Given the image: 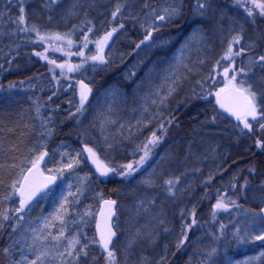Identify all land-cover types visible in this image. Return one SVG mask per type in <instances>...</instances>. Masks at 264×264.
<instances>
[{
    "label": "rangeland",
    "instance_id": "obj_1",
    "mask_svg": "<svg viewBox=\"0 0 264 264\" xmlns=\"http://www.w3.org/2000/svg\"><path fill=\"white\" fill-rule=\"evenodd\" d=\"M139 1L57 0V3L46 7L48 0H27L23 7L27 23L22 26L42 28L40 34L46 39H52V34H67L71 45L67 40L52 39V42L69 49L77 41V36L89 37L94 30V33H102L117 7L126 16L133 15ZM13 3L16 2L4 0L3 6ZM12 12L14 14L8 18L5 17V11L2 13L4 15H0V40L4 43L15 40L18 35L21 39L28 37L17 29L21 26L17 24L21 12L17 13L16 7ZM198 17L180 41L144 50L145 61L139 69L120 81L94 91L85 104L77 133L70 139L60 141L55 147L50 146L48 142L53 132L46 125L39 135H35L33 152L27 162L46 152L48 155L44 158L43 170L59 176L60 183L48 195L23 210V222L5 247L8 249L5 253L7 264H16L17 261L23 264L25 256L32 260L36 250L41 248L50 253L45 264H77L78 261L66 253L63 260L57 253L67 247L64 237L72 238L76 233H81L82 243L94 241L88 229L91 223L95 225L100 203L95 206L94 201L90 200L85 206L80 205L87 183L94 174L84 170L77 179L69 175L70 171L79 170L88 162L85 147L93 148L110 167L124 164L140 152L137 148L143 146L152 132L159 131L161 123L166 127L167 120L175 115V107L180 100L191 96L201 79L220 72L223 74L224 68L236 67L235 62L222 57L230 43L233 52L237 51L236 44L241 41L232 43V40L246 31L248 17L221 0H209L204 13L198 14ZM12 24L18 27L8 33L7 28ZM110 46L112 51L115 46ZM231 72L227 78L219 77L218 91L228 85L233 75ZM261 77H264V73L242 79L253 83L255 87ZM173 81L178 86L175 92L168 95L169 87L175 86ZM236 83L239 84L238 81ZM10 93L13 98L17 96L14 90ZM215 93L211 100L191 114L195 121L193 119L190 128L170 139L149 165L118 188L115 227L121 237L112 248L119 260L118 264H160L169 258L175 246L181 242L188 220L194 218L195 207L202 197L203 175H209L222 166L226 151L239 137L238 129L243 126L241 121H233L223 114L216 103ZM165 96L167 100L161 104L160 100ZM257 104L258 111H264V99H258ZM214 116L215 121L212 120ZM64 153L68 156H64ZM69 157L81 163L72 169L64 168L69 163ZM57 169H63V174L60 175ZM21 178L22 175L18 181ZM167 180L174 181L171 192L168 190L170 186L165 183ZM78 189L82 195L77 192ZM69 193H77L78 202L71 203L77 197ZM246 193L252 201L264 206L263 187L252 186ZM62 194L68 196L70 202L63 225L53 218L63 203ZM0 199L9 204L13 197L10 200L4 197ZM7 205L0 204V222L10 210ZM222 214L220 220L224 226L223 229L218 226V230L223 232V236L215 238L214 234L218 232L215 227L211 231L197 228L192 238L193 244L199 246L200 241L208 250L215 248L217 255L220 253L218 258L213 254L211 264H264V247L260 246V241L240 238L246 233L261 234L260 230H264L262 213L251 209ZM227 215L230 218L225 221ZM206 222H210V219ZM61 227L64 237L57 241L53 238L59 234ZM44 236L48 239L37 238ZM230 237L236 239L240 249L231 247L227 240ZM34 238H37L35 244Z\"/></svg>",
    "mask_w": 264,
    "mask_h": 264
},
{
    "label": "trees",
    "instance_id": "obj_2",
    "mask_svg": "<svg viewBox=\"0 0 264 264\" xmlns=\"http://www.w3.org/2000/svg\"><path fill=\"white\" fill-rule=\"evenodd\" d=\"M3 1L0 0V15L5 11L6 18L14 14L13 8L16 7L18 13L20 8H25L27 3V0L23 4L20 0H14L16 3L4 7ZM221 1L231 8L241 10L248 17L246 31L241 34V42L236 44V52H240V55L232 59L236 64V73L243 67L247 75L237 74V81L239 82L243 77L249 78L252 75L257 76L264 73V68L256 63L260 56H264V15L260 14L259 9L253 7L251 0ZM256 3H264V0H256ZM169 6L170 0H140L133 15L126 16L123 11L117 12L115 17L110 18L102 33H94V30L89 37L87 35L77 36V41L69 49L59 45L58 42H52L50 38L41 41L35 32L20 30V27L29 28L27 26L21 25L19 28L16 24H12L9 28L6 26L8 33L17 28L19 33H26L28 37L21 39L18 35L15 40L8 43L0 40V99L4 97L0 100V197L9 195L12 191V183L18 181L20 175H23L30 166L27 159L33 152L35 135H39L45 125L53 132V137L48 142L52 147L62 140L70 139L77 133L76 130L85 109L84 106L82 112H77L80 98L79 88L82 82L88 83L94 91H97L106 84L120 81L126 75L139 69L145 61L144 50L180 41L198 17L196 0H183V15L170 24L165 23L158 31H153L151 40L140 44V41L145 38L146 30L153 25L155 18L153 10L156 14L162 15L163 9ZM249 11L252 12L251 16L248 14ZM113 28L117 31L104 45L103 52L99 53L93 42L101 39ZM41 29L38 27L39 33ZM85 37L89 39L86 47ZM111 44L115 46L112 51L110 50ZM138 44L140 47H137ZM36 53H43V55L37 56ZM98 54L104 56L106 63L102 64L100 61L90 59ZM44 56H47V59ZM53 60L57 65L63 64L66 67L63 69L56 67L51 63ZM27 61L29 64L26 65ZM250 64L251 71H249ZM67 66L79 67L74 71H68ZM221 73L198 80L199 83L192 95L180 100L179 105L175 107L173 116L175 119L171 124L167 120L166 133L162 134L161 131L156 133L161 136L160 141L152 147L144 164L139 165L137 171L130 176L119 175L122 170L119 167L121 165L111 167L116 169L115 172L107 176H99L88 162L81 169L70 171L69 175H72L73 179L79 178L78 174L84 170L94 174L87 183L80 205L85 206L88 201L93 200L97 206L104 198L118 200V188L134 179L147 164L149 165L170 139L190 128L194 119L191 114L195 109L203 107L213 98L215 91H218L219 77L224 76ZM12 90L17 95L15 98L11 96L10 91ZM249 122L252 123L250 130L245 129L241 132L243 126L239 127V137L226 151L222 166L209 175L206 173L203 175L200 190L202 197L194 210L193 219L196 223L193 224V219L190 217L181 237L183 243L180 242L175 246L169 258L160 264H211L210 259L214 255L218 258L220 253L217 255L218 251H216L214 255H209L212 249L208 250L200 241L199 246L193 244L192 238L197 228L211 231V228L215 227L218 232L214 236L218 239L223 236L221 234L223 232L218 230V226L221 227L220 225L223 224L220 220L222 213L228 214L234 211L239 213L251 209L259 211L260 205L251 200L246 190L256 185L264 188V148L257 146V141L264 142V129L259 126L264 123V119L258 117L257 121H252L249 118ZM142 155L143 152L140 151L122 165L135 164ZM21 169L24 170L23 173ZM251 169L254 171H250ZM97 196H99L98 200ZM221 198L226 207L218 209L215 205ZM0 204L6 206L8 202L4 203L0 199ZM7 206L10 207L6 213L9 219L3 221L4 227L0 228V264H7L4 249L23 222L22 216L25 212L15 211L19 207V199L16 196H13ZM18 217L21 219L18 220ZM228 218L230 215H227L225 221ZM208 219L210 222H206ZM94 226V222L90 224L88 233L94 240H97ZM185 235L186 239H184ZM227 240L233 249H240L241 246L236 244L235 238L230 237ZM112 248L109 247V250ZM87 252V257L81 255L77 264H108L107 253L99 244H90ZM118 261L115 256V264H118Z\"/></svg>",
    "mask_w": 264,
    "mask_h": 264
},
{
    "label": "snow or ice",
    "instance_id": "obj_3",
    "mask_svg": "<svg viewBox=\"0 0 264 264\" xmlns=\"http://www.w3.org/2000/svg\"><path fill=\"white\" fill-rule=\"evenodd\" d=\"M25 0H20V3L23 4ZM253 7L259 9V12L261 15H264V3H256V0H251ZM57 3V0H48V4L45 6H51V4ZM208 4V0H196V10L198 14H203L206 8V5ZM176 5V6H172ZM182 7H183V0H170V6L163 9V14H156L155 10H153L154 13V20L153 25L150 26L149 30H146V35L144 40L140 41V44H144L147 41L151 40L152 38V32L158 31L161 26H163L165 23H172L175 20H178L182 15ZM120 11V7H117L116 12L113 13V17L116 16V13ZM21 15L19 16L17 20L18 25H25L27 23L26 17L24 15V8H20ZM249 16L252 15V12L249 11ZM51 19V18H49ZM158 22V23H157ZM123 27V25H121ZM21 31H31L35 32L38 36V38L41 41H44L46 39L45 36H41L39 33V30L37 26L32 25L30 28L21 27ZM117 29L113 28L111 31L107 32L101 39L98 41H94L93 43L96 44L98 52H103V47L107 42L111 39L114 32H116ZM52 39L55 40H67V43L71 45L72 41L68 38L67 34L61 35V34H52ZM242 39L240 35H236L233 37L232 43H239V41ZM88 38L85 37V47L87 46ZM140 44L137 45V47H140ZM182 51V50H181ZM243 51V49H241ZM37 56L43 55V53H36ZM83 55V53H81ZM239 56L240 52H233L232 44L230 43L224 57L222 59H227L230 62L232 61L233 56ZM45 59H47V56H44ZM90 59L93 61H100V63H106L105 58L102 54H98L95 56H92ZM53 65L56 67H59L61 69L65 68L66 66L63 64L57 65L56 62L53 60L51 61ZM256 63L261 67L264 68V56H260ZM219 64V62H218ZM79 66H76L78 68ZM68 71H74L76 68H73L72 66H67ZM54 71V69H52ZM232 71L233 73H236V69L232 68H224L223 75L224 77H228L229 72ZM249 71H251V64L249 66ZM237 74L246 76L247 73L245 72V69L241 67L238 71V73L233 74L231 76V79L228 81V85H226V88L220 89L217 93H215L217 103L219 104V107L221 109H225L228 113L235 116L236 120L241 121L243 124V127L241 128V132H243L245 129H251L252 123L249 122V118H251L252 121H257V118L264 119V111H258V99H264V77H261L257 84L253 85V83H249L247 80H240L239 84L236 83L237 81ZM199 83V82H198ZM173 85L168 89V95H171L173 92L176 91L177 82L173 81ZM246 85V86H245ZM11 87V86H10ZM231 89L233 93L236 94L239 98H242L243 104L237 106H231L227 103H225V97L222 96V93H225L226 90ZM91 89L88 88L87 85L81 84V91H80V98H79V107H77V112H82L84 109L85 103L88 100V94L90 93ZM208 95H212V93H208ZM167 100V96L163 97L160 100V103L163 104ZM155 118V117H154ZM175 119V117H170L168 119V123L171 124L172 120ZM216 117H212V120L215 121ZM260 128L264 129V123H261ZM159 131L161 133H166V128L163 123L159 125ZM161 136H158L156 132H152L151 137L147 138L146 142L143 144L142 147L137 148V151H142L143 155L140 157V160L133 163H128L126 165L119 166L122 170L119 172V175L121 176H130L133 172L137 171L139 165L144 164L145 160L149 157L151 153L152 147H155L157 143L160 141ZM257 146L264 148V142L257 141ZM84 151L87 153L88 157L91 158L93 164L96 167V170L99 172L101 176H107L109 173L115 172V168L108 167L106 164H104L96 151L91 147H85ZM48 154L46 152L41 153L39 156H37L35 159L29 161L30 167L27 169V173L22 175V178L20 181H14L11 185L12 191L9 193L7 197H4V199H12L13 196L19 197V207L15 209L16 212H22L26 207H28L31 202L34 200V198L38 196H46L51 191L49 189V185L53 184L54 181L57 179L55 175L52 176H45L43 171L40 168L41 162L44 160L45 156ZM64 156H68L67 153H64ZM77 156H79V153H77ZM81 163L80 160H74L69 157V163L64 165V168L72 169L75 166H78ZM48 171H52L49 169ZM57 171L60 173V175L63 174V169H57ZM250 171H254V169H251ZM21 172L23 173L24 170L21 169ZM211 179V177H209ZM145 183H149V181H145ZM167 185H169V191H172V185H174L173 180H167L165 181ZM245 184H247V181H245ZM235 187V185H233ZM77 192L82 195L83 193L80 192L78 189ZM69 195H72L73 197H77L76 200L72 201L71 203L78 202V196L77 193H69ZM63 203L59 205V208L56 211V214L54 215V219L59 220L61 222V225L64 224V217L68 214L69 211V200L68 196H65L62 194ZM106 206L111 208L112 205L116 203L114 200H104L103 201ZM216 208H225L226 205L223 203V198H221L215 205ZM90 215V213H88ZM103 215V212L101 213ZM194 215V213H193ZM111 216V212H109V218ZM9 217L7 214H4L2 217L3 221H7ZM21 219L18 217V220ZM192 223H196L195 219H193ZM4 224L3 222H0V228H3ZM190 227V225H189ZM223 229V226H221ZM15 230V229H14ZM35 231V230H33ZM260 235H252L251 233H246L245 236L240 237L241 239L245 240H259L264 242V230H260ZM223 234V233H221ZM49 235H51L49 233ZM81 233H76L72 238L64 237V229L61 227L59 234L54 237L53 239L59 241L61 237H64L67 240V247L64 248L62 252H58L57 255L60 257L61 260L64 259L65 253L72 257L74 261H78L79 257L81 255L87 257L88 252L87 249L89 247V243H96L99 244L103 251L107 253V260L108 264H115V254L112 250H109V245L111 244L112 237L115 236V232L112 231L111 225L106 223L105 229H102L99 234V239L90 241L89 243H82L80 240ZM86 235V234H85ZM38 239L47 240L48 237H37ZM34 238L33 243L35 244L36 239ZM186 235L184 239H186ZM183 243V240L181 241ZM5 253L8 252V249H4ZM216 252V249L213 248L211 253L209 255H212ZM50 253L47 249L41 248L39 250H36L35 258L32 260H29L28 257H23V264H45L46 259L49 257ZM16 264H22L21 261H17Z\"/></svg>",
    "mask_w": 264,
    "mask_h": 264
},
{
    "label": "water",
    "instance_id": "obj_4",
    "mask_svg": "<svg viewBox=\"0 0 264 264\" xmlns=\"http://www.w3.org/2000/svg\"><path fill=\"white\" fill-rule=\"evenodd\" d=\"M82 84L84 85H87L89 89H91L90 93L88 94V99L90 98V96L92 95L93 93V88L88 85L87 83L83 82ZM226 88V87H225ZM222 96L225 97V103L231 105V106H239V105H242L243 104V100L242 98H239L238 96H236L235 93H233L231 91V89L229 88L228 90H226L225 93H222ZM218 104V103H217ZM219 106V104H218ZM223 111V113L228 116L230 119L232 120H236L235 116L231 115L230 113H228L225 109H221ZM88 156V155H87ZM88 160L92 166V168L95 170V172L99 174V172L96 170V167L95 165L93 164L91 158L88 157ZM101 160V159H100ZM104 164H106L103 160H101ZM43 162L44 160L41 162L40 164V168L41 170L43 171L42 169V166H43ZM107 165V164H106ZM108 166V165H107ZM109 167V166H108ZM27 173V170L25 171L24 174ZM44 173V171H43ZM45 176H52V175H55V174H52V173H44ZM56 176V175H55ZM57 177V176H56ZM58 183V177L57 179L54 181L53 184L49 185V189L51 190V188H53L56 184ZM42 196H38L36 198H34V200L31 202H35L37 201L39 198H41ZM104 200H114L116 201V203L114 205L111 206V208L109 209L108 206H106L104 204ZM117 205H118V201L116 199H112V198H105L101 201L100 203V206H99V210L97 212V216H96V223H95V233H96V236L97 238L99 239V234H100V231L102 229H105V226H106V223L107 224H110L111 225V228H112V231L115 232V236L112 237V241H111V244L109 246H111L118 238V232L117 230L115 229V226H114V220L116 218V215H117ZM103 212V215L101 214ZM109 212H111V216L109 218ZM262 213H263V216H264V207L262 208ZM264 243V242H262Z\"/></svg>",
    "mask_w": 264,
    "mask_h": 264
},
{
    "label": "bare ground",
    "instance_id": "obj_5",
    "mask_svg": "<svg viewBox=\"0 0 264 264\" xmlns=\"http://www.w3.org/2000/svg\"><path fill=\"white\" fill-rule=\"evenodd\" d=\"M27 63V62H26ZM28 64V63H27ZM4 99V97H2L0 100H3ZM4 203L6 202V201H3Z\"/></svg>",
    "mask_w": 264,
    "mask_h": 264
}]
</instances>
